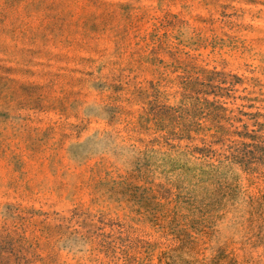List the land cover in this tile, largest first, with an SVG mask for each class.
<instances>
[{
  "label": "rangeland",
  "instance_id": "1",
  "mask_svg": "<svg viewBox=\"0 0 264 264\" xmlns=\"http://www.w3.org/2000/svg\"><path fill=\"white\" fill-rule=\"evenodd\" d=\"M0 264H264V0H0Z\"/></svg>",
  "mask_w": 264,
  "mask_h": 264
}]
</instances>
